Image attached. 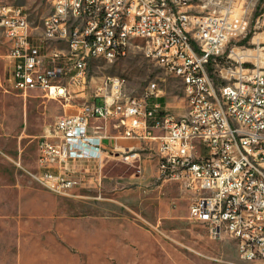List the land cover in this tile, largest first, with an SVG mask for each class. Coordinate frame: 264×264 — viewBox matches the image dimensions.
Instances as JSON below:
<instances>
[{"label":"built area","instance_id":"built-area-1","mask_svg":"<svg viewBox=\"0 0 264 264\" xmlns=\"http://www.w3.org/2000/svg\"><path fill=\"white\" fill-rule=\"evenodd\" d=\"M193 1L53 0L41 25L2 2L0 37L10 45L3 53L0 39V56L10 59L13 87L55 99L84 93L94 60L114 63L135 48L181 78L186 109L176 115L158 80L133 94L118 74L103 75L91 99L39 137L33 175L61 195L101 184L105 124L115 120L124 137L145 140L155 151L160 175L190 180L192 219L213 237H231L243 260L264 264V57L236 46L226 52L247 28L232 0H200V10ZM105 7H116V15ZM56 24L64 33L51 32ZM61 37L71 39L70 48L50 47ZM82 52L90 53V63ZM109 154L125 162L140 157L132 148Z\"/></svg>","mask_w":264,"mask_h":264},{"label":"rangeland","instance_id":"rangeland-1","mask_svg":"<svg viewBox=\"0 0 264 264\" xmlns=\"http://www.w3.org/2000/svg\"><path fill=\"white\" fill-rule=\"evenodd\" d=\"M1 1L22 6L35 25L53 7V0ZM232 2L247 28L226 52L236 46L263 59L264 0ZM193 3L194 10L202 8L200 0ZM7 49L4 44L3 53ZM11 68L10 59L0 56V264H260L243 260L231 237H213L190 217L196 198L190 180L160 175L158 156L145 140L137 142L138 159L110 158L101 184L70 195L54 192L33 175L39 137L53 130L60 115L91 99L103 75L123 76L133 94L158 80L176 115L186 109L181 78L135 48L114 63L94 60L86 91L55 99L39 89L24 95L12 86Z\"/></svg>","mask_w":264,"mask_h":264},{"label":"crops","instance_id":"crops-1","mask_svg":"<svg viewBox=\"0 0 264 264\" xmlns=\"http://www.w3.org/2000/svg\"><path fill=\"white\" fill-rule=\"evenodd\" d=\"M2 2L3 1H1L0 3ZM1 42H2L1 45L2 52H3L4 44H6L8 48L7 50H9L10 44L7 41V39L3 38ZM59 46L65 47L66 45L64 43H57V44L53 43L51 47H59ZM105 125H106L105 130L107 136L103 139V144L108 151L107 158L105 159V166L110 158L116 159L114 156H111V154H109L110 152L118 153L124 151L127 148L130 149L132 148L138 152L139 156H141L140 151L138 150L139 148L137 146V142L139 141V139L124 137L122 135L123 128L118 126L115 120H109Z\"/></svg>","mask_w":264,"mask_h":264},{"label":"bare ground","instance_id":"bare-ground-1","mask_svg":"<svg viewBox=\"0 0 264 264\" xmlns=\"http://www.w3.org/2000/svg\"><path fill=\"white\" fill-rule=\"evenodd\" d=\"M15 6L16 9L24 10L22 6ZM105 14L107 15H116V7H105ZM63 15H71V8H63ZM51 32L57 33H64V25L63 24H56L51 25ZM55 43H64L65 47L60 48H70L71 47V39L68 37H61L58 40H50V47L52 44ZM257 59H259V55H256ZM82 59L83 63H90V53L89 52H82ZM119 81L122 83H127V80L123 76H119Z\"/></svg>","mask_w":264,"mask_h":264}]
</instances>
